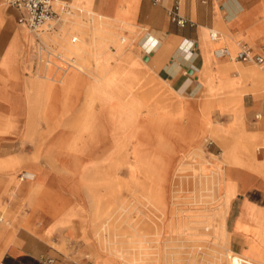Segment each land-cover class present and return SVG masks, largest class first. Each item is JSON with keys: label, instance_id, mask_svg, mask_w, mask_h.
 Masks as SVG:
<instances>
[{"label": "rangeland", "instance_id": "rangeland-1", "mask_svg": "<svg viewBox=\"0 0 264 264\" xmlns=\"http://www.w3.org/2000/svg\"><path fill=\"white\" fill-rule=\"evenodd\" d=\"M71 7L75 13V24L72 23L62 26L61 31H63L60 35H51L56 41H49L48 43L50 48L53 47L62 53L64 60L67 61L71 60L70 58H74L76 56L72 54L68 59H65L63 53L65 50L64 46L68 44V42H71L73 36L76 35L78 38L82 40L84 39V42H86V49L90 52V50H92L91 41L93 39H91V36L88 32L94 31L95 33V27L100 26L98 23L100 21H98L97 18H95L94 23L89 24L91 19L89 18L86 8L85 11H78L74 8V5H71ZM0 8H7V6L0 2ZM7 19L9 18L0 13V24H4ZM139 31L140 33L137 34L141 35L137 36L136 34L133 36L136 37V39H134V45L131 47H129L127 41V43L122 45L119 50L118 45L108 42V45H104V47L100 46L101 49L99 53H97V58H95V60L90 58L88 55L86 60L79 59L78 56L74 60H76L77 63L81 62L82 66H85V68L88 67V69L81 68L80 72L82 73V76L91 77L90 69H94L91 68L94 61L99 64V72L106 71V79L109 84L107 83L102 86L96 85L97 92L101 91L102 93L100 94V97L96 95L95 100L96 109L99 108V104L110 107V109H108L109 113L104 115L106 118L108 117L109 119H113L119 117V111L124 113L123 115H126L130 110L129 108L125 109L123 107L117 108V110L116 107L113 106L114 104L117 106L120 101V98L117 96V94H114L110 89L112 87L110 85L115 83V79L124 81L122 83L120 81L121 84H119L118 88L123 89L128 95L127 98L125 100H121V102L123 101L122 103L125 106L126 104L130 103L129 107L130 105H135L140 109L141 116L144 118L145 145L139 147V141L135 137L139 131L137 134V131L133 132V134L131 133L132 140L127 144L126 157H122L120 161L124 162L127 160L132 166H135L136 159H142L141 168H144V165L147 167L148 159L150 158L151 160L153 157L157 156V151L153 149V147L151 149V147L148 145L146 146L147 141L152 140L154 137L157 138L165 136L167 138V142L172 144L173 140L172 142L171 140L169 141L167 136H174L177 140V143L179 142L180 136L183 140L190 143V145L188 144L186 147L178 145L174 147V151H182L183 155L181 154L179 158H182L184 155L187 156V153H190V155L191 153L192 155L194 154L195 163L199 164L200 167L206 172L207 177H204L206 184L202 185L199 181H197V192L204 193L202 191L203 186H209L212 188L211 191L207 193L211 194L213 198L216 199L214 201V205L219 207L222 206L221 202L223 203V200H225V193L227 194L229 192V207L225 209L222 207L223 209L221 212L219 207L215 208L214 210L217 216L216 226L219 228V230L217 227L216 230L214 223L213 227H209L207 225L205 227V224L200 221L194 220L192 222H185L184 218H188V214L191 213L189 209V202L194 200L192 194L195 192L194 189L190 188L188 184L182 185L181 183V185H177L178 188L182 187L180 192H177L179 201L181 202V216L179 219H177L179 222H172L175 221V216L173 218H165L164 222L160 223L162 225V229L159 230V235H155L152 230L149 231L146 228L147 223H149L148 220L144 217V220L141 221L143 218L142 214L140 213L139 216H141L139 217L138 211L135 209L134 211L132 210L134 207L133 205L131 208H129V213L127 212L117 219L115 226L118 227V230L115 231L113 234L114 236L112 235L108 238V244H106V242H98L95 235V225L98 221L94 220L90 216V213H88V198L99 201L101 207L105 208V210L107 207L110 209L109 207L111 206H109V202L111 198H113L118 188L123 187H118L116 184L114 185V181L112 182V180L110 181L109 179L110 174L107 170V166H110L111 164H113V166L116 165V163L114 164L112 161V150H106L102 155L97 152V149H99L98 147L101 146L102 137L97 136L93 138L95 141H87L88 137L84 135L78 137L79 134H77V132L75 134V132L68 129L66 125L67 121L71 123V120L68 119V116L66 118L67 120L65 119V122L63 121L61 131L59 130L55 134L56 136L54 135L51 137L52 134L50 132H46L44 133V138L48 136L47 139L39 137L38 134V137L33 141L18 139L11 142L5 141L4 143H9V146L4 147V149H2L3 146L0 148L1 151L6 152V154L10 156L22 158V163L19 166L17 163H15V165L6 163V160L13 157H8L7 159L5 158L6 160L0 159V182H6V180L12 178L16 183L22 184L23 186H30L28 193L22 190L15 197L9 194L10 188H8V194L4 201V208L2 209V212H0V217L3 216L5 218L3 220L4 226L7 229H14L16 228L15 222L18 216L22 218L19 222L26 224L30 216L36 215L40 218V220H45V223L43 224L44 226L49 224L50 220H53L52 226L67 228L68 232L71 233L75 230L80 231V233L77 231L75 232V238L66 237L67 239H65V247H63V250L57 247V244L53 242L59 251H62L67 255L79 257L80 260L78 263L89 262L90 264H127L128 260H138V262H140L139 258L144 259V256H146L145 259L148 260L146 264H153L150 261L158 260V255L161 253L162 248L168 243L167 245L170 244V247H175L174 249L180 252V257L182 260L178 264H192V262L193 264H214L216 257L218 256V253L212 252V248H218L213 244V241L217 240L215 234H221V232L223 233V225L227 223L230 205L237 194H242L239 196L240 204L243 203L245 198L250 201H253L256 198L255 201L258 202V205H253L250 202L245 204V210L243 211L244 216L241 215L238 218L236 223L238 226H236V230L239 229L240 232L246 231V234L250 233V236H247L246 239L248 247H255V249L260 250V246L263 244L262 234L264 231V215H254V211H257L255 207H259L262 210L264 209V198L262 202L259 201L261 200L259 199L260 197H264V190L262 188H260V190L255 188L257 186V177L260 176V173L259 175L257 173H248V171L245 170L246 168L234 164L232 161V151L235 144L240 146L241 148L236 149L235 152L240 154L239 159L246 161L247 158L244 156H246L245 154L248 152L245 148L247 143L250 145H252V143L257 145L259 144L257 147L258 151H256V154L254 155L255 163L258 162V158H264V142L261 140L257 141V139H254V135L249 132V130L255 131L253 127V125L257 122L255 115H262L261 111L254 112L249 116L250 127L248 130L247 124L245 122V111L242 108L244 107L243 101L241 104L239 102L240 98L238 97L236 101H233V99H235L234 93H237V91L230 92L228 97L227 94L217 97H211L210 94H208V96L207 94L205 96L203 95V97L202 94H198L197 96L190 95V97L189 95H186L187 98L194 100H184L178 96L176 92L172 93L171 95L168 92V88L170 87L162 82L159 76L154 74L151 69H148L146 66H144V63H147L148 61L146 56H144V51L141 50V36L144 35V30ZM146 32L147 31H145V33ZM101 38L102 36H99L98 41H100ZM207 42L208 41H206V43ZM227 42L229 41L227 40ZM231 46V48H234L233 50L235 51L236 46L232 43ZM125 48L128 49L125 55V57L128 58L126 61L121 59V53L124 52ZM105 50L110 55L107 54ZM58 51H55V53H59ZM114 52L117 54L115 53L116 55H114ZM257 52L264 54V50ZM131 55L133 59L130 57ZM139 57H142L144 62H142ZM38 59L39 58L37 57V60ZM108 59L111 60L108 61ZM38 61L39 68H41L42 65L40 64V59ZM133 64L143 66L141 68H145L144 71H141L142 73L140 71L131 72L130 67ZM239 64L247 65L250 68L253 67L258 70L260 73L256 72V70L251 72L254 78L257 76H263L262 78H264V72L258 69L259 66L253 63L244 62H240ZM74 65H76V63H74ZM31 74L39 75L37 70H32ZM237 74L238 73L235 72L233 75L237 76ZM111 78L113 79V82ZM251 79V74H248L247 69L246 72H242L241 78L236 80L245 81L249 84L251 83ZM77 86L78 89L82 88L81 84ZM68 90V88L65 89V91ZM73 90H76V87H74ZM253 91L254 90H250L251 94L250 92L244 94L245 106L252 105L254 97V95H252ZM52 95L54 99L49 101V103H47L45 106L49 111L48 118L54 121V118L52 115L50 116V114H60L62 112L61 106L64 100L63 93L59 91L58 87L52 90ZM242 97L243 96H241V98ZM81 99L86 100V98H80V103L83 101ZM206 101L210 102L208 108L205 107ZM68 102L70 105L73 104V101ZM71 114L72 115L70 116L72 118L74 114ZM105 117H103V119L96 118L97 126H102V120H105ZM43 120L44 119H41L39 121V128L41 132H43L47 126ZM263 121L264 118L260 122ZM141 131L140 133H142ZM101 132L102 131H100V133ZM111 133L113 132L111 131ZM216 135H220V139H218ZM119 137L122 140L125 138V135L121 134ZM221 138H225L224 141H227L226 143L229 145L228 147L224 146ZM73 141H76L77 152L82 157V159L84 155H93L95 151L97 152L99 163L91 166L89 165L91 162H87V165L85 163L86 167L84 164H81L78 166V168L73 167L69 162L68 155L63 154L66 153L69 146L71 145V142ZM4 143L2 142L0 144ZM86 145L90 148V150L88 147H86ZM50 146L56 147L55 149H52L53 154L51 156L54 158L47 157L45 154V151L48 150ZM243 146L245 147L243 148ZM34 157L36 159H34ZM123 162L121 164H123ZM214 170H218L217 173L220 172L221 177L219 180V176L215 174V180L211 178L215 181L213 184V181L210 179V175ZM12 171H14V177L12 176ZM26 171H36L40 175V178H42L39 183V192L37 193L36 197L38 202H36L37 204L34 207L29 206L28 202L29 196L33 193V187H35V184L37 183L28 185V183L30 184L28 179L24 180L27 181V183L20 181V177L24 175V172ZM128 171V167H125L121 170H116L115 176H118V179L121 181L120 186H123L124 184L126 187L132 190L135 189L136 185L135 183L132 184L131 179L133 182L135 181L136 183L143 184L144 177H142L143 175L141 172L134 170L135 172L130 174ZM262 174L263 173H261V175ZM260 177L264 179V174ZM156 187L162 189V185H157ZM172 189V185H169V187H163L162 189L167 192V197H169L170 200L172 197L171 193H173ZM58 193L62 195L64 202H58V200L54 199ZM115 201L117 202V200ZM117 203H119V201ZM203 205V203H200V206ZM114 206L117 207V204H114ZM169 206L170 210H173V205ZM140 207L143 210L142 206ZM183 213L186 214V217L184 218H182ZM46 218H49L50 220H46ZM193 219L194 217H192V220ZM250 219L259 226V228L256 230L255 236L253 235L254 233L252 230V225L250 224ZM229 223H231V217L229 219ZM181 231H186V234L182 236L179 235L182 233ZM178 239L182 241L179 242ZM180 243L182 244L181 248ZM88 245H91V247H88ZM200 245L202 248L199 247ZM115 249H118L125 255L126 261H123L122 258L118 257L119 255L117 256ZM193 251H195V253ZM257 261L259 260H256V262ZM139 264L145 263L140 262Z\"/></svg>", "mask_w": 264, "mask_h": 264}, {"label": "crops", "instance_id": "crops-1", "mask_svg": "<svg viewBox=\"0 0 264 264\" xmlns=\"http://www.w3.org/2000/svg\"><path fill=\"white\" fill-rule=\"evenodd\" d=\"M64 1L70 5H74L76 1L82 2L80 4L84 8L95 13L99 18L98 21H103L102 38L99 41L102 47L110 42L118 45L120 50L127 41L131 47L136 39L133 36L140 33L139 30H144V35L141 36V50L148 59L144 66L151 69L162 82L170 87L168 92L171 95L176 92L184 100H194L187 98L186 95L190 97V95L202 94L203 97L210 94L211 97H217L227 94L228 97L230 92L237 91L234 93L233 101L243 96L244 107L242 108L245 111L248 130L249 116L261 111L262 115L260 114L259 119H256L257 115H255L257 120L253 125L255 131L249 130V132L254 135V139L262 141L264 125L261 126L259 123L264 118V84H262L264 81L258 76L249 84L245 81H237L236 79L241 78L242 72H246L250 67L228 59H217L214 51L221 47H229L236 52L241 46H246L255 53L264 50V0ZM176 8L179 15L188 21L185 27L172 21L171 13ZM0 13L9 18L4 24H0V143L17 139L33 141L38 135L34 133L32 136L28 130L29 124L32 123L33 118L35 119L36 111H38V97L47 91L52 92L56 87L64 93L68 87L69 76L63 70L54 73V70L46 64H41L42 67L39 68L36 38L32 33L25 32L18 24L19 12L7 7L0 8ZM211 29L219 31L223 40L217 43L211 42L208 36V31ZM230 42L236 46L235 51L231 48ZM125 49L120 56L126 61L128 58L125 55L128 49ZM116 52L113 54L116 55ZM130 57L132 58V55ZM139 59L144 62L142 57ZM141 67L143 66L133 64L130 71H144L145 68ZM32 70H37L38 74L50 75L47 77V82L36 74L32 75ZM235 72L238 73L237 76L233 75ZM256 72L260 73L258 70ZM254 88L252 105L245 106L244 94ZM209 103L205 102L206 108L209 107ZM122 104L119 102L117 106L115 104L113 106L117 109L122 107ZM47 129L46 126L43 132ZM7 146L9 143L0 144L2 149ZM45 154L47 157L50 156L47 152ZM8 157L13 156L0 150V159ZM10 159L6 160L7 164L17 163L19 166L22 163V158ZM256 163L263 164L264 158ZM245 170L248 173H254L250 168L246 167ZM14 171H12L13 177ZM257 178L255 188L264 190V179L260 176ZM10 187L0 182V212L4 208V201ZM23 190L28 193L29 188L26 186ZM241 195L237 194L229 209L226 224L227 233L230 234L229 248L246 259L261 260L264 256V244H261L260 250L255 247L249 248L246 239L250 233L236 230L238 218L241 215L244 216L245 204L250 202L258 205L256 198L253 201L245 198L240 204L239 196ZM263 198L260 197L259 201L262 202ZM230 217L231 223H229ZM21 219L20 216L17 217L14 229H7L3 222H0V264H45L44 258H53L54 264H78L79 257L67 255L59 251L57 247L63 250L66 237L75 238V232L80 233V231L75 230L71 233L64 227L51 230L53 220L47 218L50 223L44 226L45 220H40L36 215L30 216L26 224L20 223ZM250 224L255 236L259 226L251 219ZM53 242L57 244V247Z\"/></svg>", "mask_w": 264, "mask_h": 264}, {"label": "bare ground", "instance_id": "bare-ground-1", "mask_svg": "<svg viewBox=\"0 0 264 264\" xmlns=\"http://www.w3.org/2000/svg\"><path fill=\"white\" fill-rule=\"evenodd\" d=\"M80 3H82V2L76 1L74 4V8L78 11H85V8ZM86 10L89 14V18L91 19V21L89 20L90 21L89 24L94 23L95 18H97V16L95 15V13L93 11H91L89 9H86ZM97 19H99V18H97ZM63 20L64 21L59 26V30H57L55 32H51V33L50 32H43L39 35L41 37L42 41L46 45H48L49 41H53V42L56 41L54 38H52L53 36H51V35H53V34L60 35L63 31V30L61 31L62 26L74 23V20H75L74 11L72 10V13L70 15L64 16ZM98 23L100 24V26L95 27V33H94V31L88 32L89 35L91 36V39H93L91 41L92 42L91 43L92 44V50H90V52L86 49V42H84V39L82 40V39L78 38V36H76V35L73 36V38L76 37L77 42L74 43L73 38H72L71 42H68V44H66L64 46L65 50L63 51V53H64L65 59H68L69 56L72 54L76 55L74 58H70L71 60H69V61L64 60L62 53H60L58 50H56L55 48L52 47L54 52L58 51L60 53V56H62L61 57L62 59L58 60L56 58H51L50 61L48 62V64H46V65L51 67L52 70H54V73H57L60 70H63V72L68 73L69 83H68L67 88L69 90L65 91L63 93V100L65 103L63 102V104L61 106L62 112L60 114H57V115L53 114V113L50 114V116L52 115V117L54 118V121H52L48 118L49 111H48V108L45 106L47 103H49V101H52V99H54L52 92L47 91L46 93L41 94L38 97V101H37V103H38L37 110L38 111H36L35 119L33 118L32 123L30 122L31 124H29L30 125L29 130H28L29 134H31L32 136L34 133L37 135L39 134V137H41V138L43 137V139H47L48 136L44 138V133L50 132L52 134L51 137H53L59 130L61 131L63 121L68 116L69 117L68 119L71 120V123L67 121L66 125H67L68 129L75 132V134L77 132V134H79L78 137H80L82 135L87 136L88 137L87 141L88 140L89 141H95L93 138H95L97 136L102 137V143H101V146L98 147L99 149H97V152H99L102 155L103 153H105L106 150H109V149L112 150V154H111L112 155L111 157L113 159L112 161L114 164L116 163V165L113 166V164H111L110 166H107V170L109 171V174H110L109 179H110V181L112 180V182L114 181V185L116 184V185H118V187H123V188H118L115 195L113 196V198H111V200L109 202L110 203L109 206H111V207H109L110 209H108V207H107V209L105 210V208L101 207L99 201H95L92 198H88V204H89V206H88L89 212L88 213H90V216L94 220L98 221L95 225V227H96V234L95 235H96V239L98 242H106V244H108V240H109L108 238L111 237L115 233V231L118 230V227L115 226L117 219L121 215H123L127 212L129 213V208H131V206H133V205H134V207L132 210L133 211H134V209L137 210L138 216L140 213L142 214L143 218L141 219V221L144 220V217H145V219L148 220L149 223H147L146 228L149 231L152 230L155 235L156 234L159 235V230L162 229V225L160 223H163L165 218L166 219L170 218V217L173 218L175 216L176 219H175V221H172V222H176V221L179 222V220H177V219H179V217L181 216V214H180L181 202L179 201V197H178L177 192H180V189L182 187L178 188L177 185L178 184L181 185V183H182V185L188 184L190 186V188L194 189V192H195L194 194H192L194 197V200L192 202H189V207H190L189 209H190L191 213L188 214V218H186V219L184 218V217H186V214L185 213L182 214V218H184L185 222L186 221L192 222L194 220L200 221V222H203L205 224V227H206V225L209 227H213V223H214L215 224L214 227L216 228L217 227L216 226L217 216H216V212L214 210H215V208H217L219 206L214 205L215 204L214 201L216 199L213 198V196L211 194L207 193V192H210L212 188H210L209 186H203L202 191L204 193H198L197 192V186H196L197 181H199L202 185L206 184V182H205L206 180L204 178V177H207L206 172L203 170V168L200 167L199 164L195 163L194 154L192 155V153H191V155H190V153L189 154L187 153V156L184 155L182 158H179L182 154V151H180V150L174 151V147H176L178 145L183 146V147H186L188 144L190 145V143L183 140L182 137L179 136V142L177 143V140L174 136H172V135L167 136L169 141L171 140V142H172V140H173V142H172L173 145H172L171 143L167 142V138L165 136L157 137V138L152 136L154 138L150 141H147L146 146L148 145L149 147H151V149L153 147V149H155L157 151L156 152L157 156L153 157L151 160H150V158L148 159L147 167H145V165H144V168H141L142 159H136L135 166H132L127 160L124 162L120 161L122 157L123 158H124V156L126 157L127 144L129 141L132 140L131 133L133 134V132L137 131L136 132V134H137L139 131V133L135 136L139 141V147L145 145L144 144V118L141 116L139 107H136L135 105H130V107H129L130 103L126 104V106L124 104H122L123 101L121 102V100H125L128 95L126 94V92L123 89L118 88L119 84L124 82L123 80L121 81L118 79H115V81H114L115 83L113 85H110V86H112L110 89L112 90V92L114 94H117V96L120 98L119 102L123 105L122 107L125 109H127V108L130 109L129 112L126 115H123L124 113L119 111V115H118L119 117L109 119L108 117L106 118L104 115L109 113L108 109H110V107L99 104V108L96 109V103H95L96 95H98L100 97V94L102 93L101 91L97 92L96 85L102 86V85H105L108 83V81L106 79L107 73H106V71H100L99 72V69H98L99 64L96 61H94L93 66L91 67L94 69L89 68L91 77L82 76V73L80 72V70H81V68H85V66H82L81 62L77 63V61L74 59L77 56L79 57V59H82V60H86L88 56L90 58H92L93 60H95V58H97V53H99V51L101 49V47H100L101 45H99L98 37L102 36L101 32H103V29H102L103 21H100ZM22 29L24 31H28L25 28H22ZM217 32H219V31H217ZM208 36H209V31H208ZM209 39H210V37H209ZM221 40H223V36H221L217 41H213L210 39V41L214 42V43L220 42ZM48 46H50V45H48ZM231 52L235 56L237 54L238 50L236 52H233L231 50ZM85 54H86V56H85ZM262 55L264 56V54H262ZM235 62H237V61H235ZM65 63H68V65L65 66ZM74 63H76V65H74ZM257 66H259V68L264 72V65L263 64L261 66L260 65H257ZM85 69H88V67ZM252 71H253L252 68L248 69V74H251V77H252L251 83L254 79V77L252 76V73H251ZM48 76L49 75H43V74L38 75V77L41 78L42 80H45V82H47ZM259 77H261V76H259ZM261 79H262V81H264V78L261 77ZM120 81H121V83H120ZM112 82H113V79H112ZM80 84H81V87L83 89L77 88L78 87L77 85H80ZM262 84H264V82ZM74 87H76V90H73ZM249 90H252V89H249ZM254 91H255V88H254ZM80 98H86L87 101L81 99L83 101H82V103H80L81 102L79 100ZM242 99L243 98L239 99V102L241 104H242ZM68 101H73V104L70 105V103ZM90 101H91V103H90ZM80 104H81V106H80ZM71 113L74 114L72 118L70 116V115H72ZM102 116L105 117L104 118L105 120H102V126H97L96 118L103 119ZM41 119H44L43 122L47 125V128L49 129V130L47 129V131L43 132V133H41L40 128H39V125H40L39 121ZM263 123H264V121L260 122V125L263 126L264 125ZM63 129H64V127H63ZM172 130H173V128H172ZM100 131H102V132L100 133ZM111 131L113 133H111ZM140 131L142 133H140ZM175 131H176V129H175ZM97 134H99V135H97ZM121 134L125 135V138H123L122 140L119 137ZM263 136H264V133H263ZM216 137L218 139H220L221 136L216 135ZM55 138H54V140H55ZM224 139L225 138H221V141L224 144V146L228 147L229 145L226 143L227 141H224ZM263 140H264V138L262 139V142H264ZM236 145L237 144H235L234 149L232 151L233 163L237 164V166H241L244 168H246V167L250 168V170L254 171V173H257L258 175L260 173V176H262L264 174V163L263 164L261 163V165H260L259 163H255V159H254V155L256 154L255 152L258 151L257 147L259 144L257 145V144L252 143V145H250L247 143L246 147L243 146V148L245 147L246 150L248 151L245 154L246 158H247L246 161L245 160L242 161L241 159H239L240 154L236 153L235 150L238 148H241V147L238 145L236 146ZM86 147H88V146L86 145ZM55 148L56 147H54V146H50V148L45 151V152H47V155H50L49 157H51V158L53 157V156H51L53 154L52 149H55ZM177 148H180V147H177ZM177 148H175V149H177ZM88 149L90 150L89 147H88ZM97 152L94 151L93 155H84V157L82 159V157L77 152L76 141H73V142H71V145L69 146L66 153H63V154L68 155L70 164L73 167L78 168V166H80L81 164H84V166H85V163H86V165H87V162H91L89 164L91 166H94L95 164L99 163ZM60 153H58V154H60ZM58 154H56V155H58ZM144 160H146V159H144ZM257 160L259 162L262 161V159H259V158ZM112 161H110V162H112ZM10 162H11V159H10ZM122 162H123V164H121ZM151 162H154V163H151ZM125 167H128V170H129L128 172H130V174L132 172L134 173L135 172L134 170H138L137 172H141L143 175L142 177H144L143 178V180H144L143 184L136 183L135 181L133 182L131 179L132 184L135 183V185H136L135 189L132 190V189L126 187V185H124V184H123V186H120L121 181L118 179V176H115V172L117 169L121 170ZM256 168H258V169H256ZM83 171H85V170H83ZM217 171L218 170L212 171V174L210 175V179L213 178L215 180L214 176L216 174L219 176V180H220L221 173L220 172L217 173ZM261 173H263V174L261 175ZM22 176L20 177V181H22ZM24 176L27 177L28 181H30V184L28 183V185H33V184L37 183V184H35V187H33V193L29 196V202H28L29 206L34 207L37 204L36 202H38L36 197H37V193L39 192V187H40L39 183L42 180V178H40V175L36 171L24 172ZM132 176H133V174H132ZM213 179H211V181H213V184H214L215 181ZM13 180L14 179L9 178L8 180H6V182H2V183H5L6 186H8V185L11 186L9 189V194L11 196L15 197L27 185L23 186L22 184L16 183ZM157 185H159V186L162 185V189H163V187H166V186L169 187V185L170 186L172 185V188H173L172 192L173 193H171L172 194L171 200L169 197H167L168 196L167 192L165 190L160 189L159 187L157 188L156 187ZM27 187L29 188L30 186H27ZM228 194H229V192L227 194L225 193V200H223V203L221 202L222 206L219 207L220 212L223 208L225 209V208L229 207L228 206L229 205ZM54 199L58 200V202H64V200L62 199V195L60 193H58ZM208 199H212V200H208ZM115 200H117V202L119 201V203H117ZM200 203H203L204 205L200 206ZM114 204H117V207L114 206ZM169 205H173V210L171 209L172 212L170 210ZM140 206H142L143 210L141 209ZM255 209H257V211H254V215H256V216H263L264 215V209L262 210L259 207H255ZM133 211H132V213H133ZM220 212H218V213H220ZM192 217H194L193 220H192ZM226 224L227 223H225L223 225V228H224V230H222L223 233L221 232V234H215V237L217 238V240L213 241V244L218 248H216V249L212 248V252L218 253V256L216 257V261L214 264H264V256L262 257L261 260L256 262L254 260L246 259V258L240 256L239 254H237L236 252H234L233 250H231L229 248L230 234L227 233ZM56 227H59V226H51V230H55ZM217 228H216V230H217ZM218 230H219V228H218ZM185 234H186V231L182 232L179 235L182 236ZM195 239H198V238H195ZM260 239H261V237H260ZM178 241L181 242L182 240L178 239ZM127 242H130V241H127ZM131 242H136V241H131ZM262 243L264 244V231L262 234ZM167 244L165 246L163 245L164 247L162 248L161 253L158 255V260H153V261L151 260L150 261L151 263H153V264L154 263H157V264H178L182 260L180 257V252L176 251V249H174L175 247L172 248L169 246L170 244L169 245H167ZM181 247H182V244L180 245V248ZM199 247L202 248L201 245ZM176 248H177V246H176ZM199 249H198V251H199ZM115 252L117 253V256L119 255L118 257L122 258L123 261H126L125 255L123 253H121L118 249H115ZM193 252L195 253V251H193ZM140 254H142V253H140ZM145 257L146 256H144V259L139 258L141 263H145V264L147 263L148 260H146ZM140 262H138V260H128L127 264H139ZM192 264H193V262H192Z\"/></svg>", "mask_w": 264, "mask_h": 264}, {"label": "built area", "instance_id": "built-area-1", "mask_svg": "<svg viewBox=\"0 0 264 264\" xmlns=\"http://www.w3.org/2000/svg\"><path fill=\"white\" fill-rule=\"evenodd\" d=\"M7 7L19 12L18 24L32 33L37 42V55L40 64H48L51 58L61 60L60 53H55L52 48L46 45L39 36L43 32H55L59 30L60 24L64 21L66 15L72 13V7L64 0H0ZM173 23H177L181 27L188 25V21L181 17L178 8L171 13ZM209 37L213 41H217L221 36L215 29L209 30ZM73 42H77V38H73ZM193 45V44H192ZM214 56L218 59H229L237 62L253 63L256 65H264V56L261 53H254L250 48L241 46L240 50L234 56L229 47H221L214 51ZM38 59V60H39ZM72 63V62H71ZM66 63L65 66H67ZM260 115L256 116L259 119ZM27 177L22 176V181ZM4 218L0 217V222ZM45 264H54L53 258H44ZM78 264H90L82 262Z\"/></svg>", "mask_w": 264, "mask_h": 264}]
</instances>
